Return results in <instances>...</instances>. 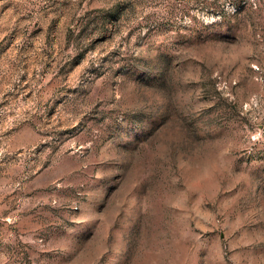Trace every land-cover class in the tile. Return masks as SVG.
I'll return each mask as SVG.
<instances>
[{
  "label": "rangeland",
  "instance_id": "rangeland-1",
  "mask_svg": "<svg viewBox=\"0 0 264 264\" xmlns=\"http://www.w3.org/2000/svg\"><path fill=\"white\" fill-rule=\"evenodd\" d=\"M0 264H264V0H0Z\"/></svg>",
  "mask_w": 264,
  "mask_h": 264
}]
</instances>
